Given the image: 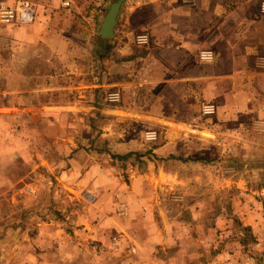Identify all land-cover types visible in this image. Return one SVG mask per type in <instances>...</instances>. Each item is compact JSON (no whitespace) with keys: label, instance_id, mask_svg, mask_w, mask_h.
Instances as JSON below:
<instances>
[{"label":"rangeland","instance_id":"obj_1","mask_svg":"<svg viewBox=\"0 0 264 264\" xmlns=\"http://www.w3.org/2000/svg\"><path fill=\"white\" fill-rule=\"evenodd\" d=\"M42 61L44 110L0 127V264H264L260 105L233 116L129 68L116 84L82 49Z\"/></svg>","mask_w":264,"mask_h":264},{"label":"crops","instance_id":"obj_2","mask_svg":"<svg viewBox=\"0 0 264 264\" xmlns=\"http://www.w3.org/2000/svg\"><path fill=\"white\" fill-rule=\"evenodd\" d=\"M27 1L36 8L33 23L0 24V127L26 125L28 113L44 110L34 98L42 90L44 50L54 65L69 49L93 52L103 74L108 64L115 66L116 84L129 68L133 80L179 88V95H195L233 116L252 113L257 105L264 109L257 100L264 95V0H125L113 38L99 31L114 0ZM139 30H147L152 42L138 50L134 35ZM204 48L215 50L214 61H199Z\"/></svg>","mask_w":264,"mask_h":264},{"label":"built area","instance_id":"obj_3","mask_svg":"<svg viewBox=\"0 0 264 264\" xmlns=\"http://www.w3.org/2000/svg\"><path fill=\"white\" fill-rule=\"evenodd\" d=\"M185 2H192L193 0H183ZM64 6H69V1L63 2ZM262 10L264 11V3L262 4ZM36 18V8L34 4L27 0H22L16 3L15 5H8L5 3H0V24L1 25H27L35 21ZM136 40L139 44L145 45L150 42L148 34L141 33L136 37ZM215 55L212 50H203L200 53V58L203 61L210 62L214 59ZM111 100H118L119 94L112 93L110 95ZM206 113H213L215 107L212 104H207L205 106Z\"/></svg>","mask_w":264,"mask_h":264},{"label":"water","instance_id":"obj_4","mask_svg":"<svg viewBox=\"0 0 264 264\" xmlns=\"http://www.w3.org/2000/svg\"><path fill=\"white\" fill-rule=\"evenodd\" d=\"M125 0H114L109 6L108 12L101 25L99 35L105 38L114 37V27L117 23V17L121 9V5Z\"/></svg>","mask_w":264,"mask_h":264}]
</instances>
